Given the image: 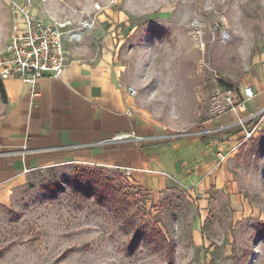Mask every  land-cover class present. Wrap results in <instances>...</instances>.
Returning <instances> with one entry per match:
<instances>
[{
    "label": "rangeland",
    "instance_id": "374dc122",
    "mask_svg": "<svg viewBox=\"0 0 264 264\" xmlns=\"http://www.w3.org/2000/svg\"><path fill=\"white\" fill-rule=\"evenodd\" d=\"M3 1L13 18L29 1L46 21L91 25L80 34L112 44L149 124L174 137L213 119L218 87L264 74V0ZM125 169L28 175L0 209V264H264V122L202 189L149 194ZM95 180L109 182L116 203L98 198Z\"/></svg>",
    "mask_w": 264,
    "mask_h": 264
},
{
    "label": "crops",
    "instance_id": "0c3cea01",
    "mask_svg": "<svg viewBox=\"0 0 264 264\" xmlns=\"http://www.w3.org/2000/svg\"><path fill=\"white\" fill-rule=\"evenodd\" d=\"M22 28L0 0V54ZM92 35L86 30L77 45L66 43L69 65L59 79L47 73L37 97L20 79H0V209H10L28 175L68 164L131 168L132 181L149 194L196 191L210 179L217 152L239 142L233 113L217 119L207 114L177 137L158 132L129 94L112 44L96 46ZM241 87L256 92L248 112L261 110L264 74Z\"/></svg>",
    "mask_w": 264,
    "mask_h": 264
},
{
    "label": "built area",
    "instance_id": "2783aa9c",
    "mask_svg": "<svg viewBox=\"0 0 264 264\" xmlns=\"http://www.w3.org/2000/svg\"><path fill=\"white\" fill-rule=\"evenodd\" d=\"M97 8L100 9L98 6ZM14 12L21 19L23 28L16 29L0 54V79H20L30 87L32 95L37 97L38 82L47 73L53 78H61L69 65L70 53L65 47L66 43L77 45L80 42L81 28L91 25L83 23L77 29L71 28L73 24L69 21H46L32 11L29 1L23 5L14 4ZM128 92L131 96L137 94L133 87H128ZM255 96L256 92L252 87L221 86L211 97L210 113L213 119L228 113L236 115V124L242 131L237 146L252 139L264 122V107L258 112L247 110V102ZM237 146L228 152L218 151V164L225 162ZM125 171L127 175H131L132 169L127 168Z\"/></svg>",
    "mask_w": 264,
    "mask_h": 264
},
{
    "label": "trees",
    "instance_id": "16d2710c",
    "mask_svg": "<svg viewBox=\"0 0 264 264\" xmlns=\"http://www.w3.org/2000/svg\"><path fill=\"white\" fill-rule=\"evenodd\" d=\"M221 84H223V85H229V84H226L224 82H221ZM82 179H84V180L85 179L91 180V177H85V176H83V177L78 178L79 181H81ZM94 183H96V186H97V189L94 190V192H97L99 194V196H98L99 199H103V197H106V195L110 194V196H109L110 199L114 203H116V197H115L116 196L115 195L116 191H115V189H113L110 186V184H109V182L107 180H101L100 182H98V180H95ZM139 235L140 234L138 233L137 236H136V239H138V236ZM158 237L164 239V237H163V235H162L161 232H158Z\"/></svg>",
    "mask_w": 264,
    "mask_h": 264
}]
</instances>
